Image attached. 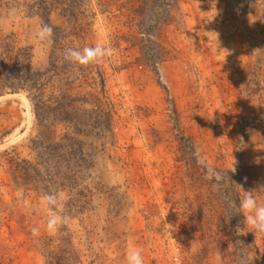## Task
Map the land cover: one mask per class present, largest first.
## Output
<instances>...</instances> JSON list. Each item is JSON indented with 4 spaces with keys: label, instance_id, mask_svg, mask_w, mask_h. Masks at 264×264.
<instances>
[{
    "label": "rangeland",
    "instance_id": "1",
    "mask_svg": "<svg viewBox=\"0 0 264 264\" xmlns=\"http://www.w3.org/2000/svg\"><path fill=\"white\" fill-rule=\"evenodd\" d=\"M98 42L117 55L65 59ZM36 94L60 123L38 125ZM44 126L82 143L74 188L49 183ZM237 185L264 200V0H0V264H126L132 245L144 264H264ZM60 191L49 233L39 202Z\"/></svg>",
    "mask_w": 264,
    "mask_h": 264
},
{
    "label": "clouds",
    "instance_id": "2",
    "mask_svg": "<svg viewBox=\"0 0 264 264\" xmlns=\"http://www.w3.org/2000/svg\"><path fill=\"white\" fill-rule=\"evenodd\" d=\"M53 30L48 25H43L37 31L36 39L41 43H52ZM116 51L104 44L98 42L94 46H85L83 49L68 48L65 51V59L70 63L79 66H88L91 64H97L111 59L116 56ZM199 162V161H198ZM232 172H235V168L232 167ZM214 179L217 182V186L223 181V176L220 173H215L214 176L206 177ZM244 193L243 198L239 203L236 201H229V207L232 209V215H242L244 225H246L255 237L259 236L264 239V200H260L257 195H253L255 190H243L242 185H237ZM68 196L65 192L48 193L41 197L39 202V209L46 212V230L49 233H54L60 226L67 222V217L61 213L64 209V204L67 201ZM230 216V217H231ZM33 236L40 235L39 227H33L31 229ZM238 234H246L247 232L238 231ZM126 264H144L142 257V249L132 245L126 252ZM214 264H224L223 251L218 249L214 255Z\"/></svg>",
    "mask_w": 264,
    "mask_h": 264
},
{
    "label": "trees",
    "instance_id": "3",
    "mask_svg": "<svg viewBox=\"0 0 264 264\" xmlns=\"http://www.w3.org/2000/svg\"><path fill=\"white\" fill-rule=\"evenodd\" d=\"M38 93L41 94L42 92ZM41 96H38L37 98L36 94V101L34 103V115L38 125H41L43 122H45V120L49 121L50 124L60 123L58 122L60 121L58 119V115L61 112L60 103H58L57 99L51 104L44 103L43 95ZM51 109H53L54 112L56 111V116L52 115L49 118L48 112ZM45 129L46 127L44 126L43 129L36 134V137L31 139V142L33 145L35 144L34 149L41 147L46 149L49 148V158L47 161L50 165H54L53 169L57 173L52 178H50L49 183L59 182L60 188L69 187V185L70 187L74 188L79 179L78 176L80 177L81 175L80 171L82 170L80 169L84 167L86 169L87 166L86 164H82V162H77L79 158L84 156V148L82 147V143L73 137L67 136L69 145L64 146L61 144L60 139H58L59 141H56V137L50 138V136L45 135ZM53 148H55L56 151L53 150ZM61 167H63L64 171H61ZM38 173L35 177V183L40 185V183L42 184V180L39 178Z\"/></svg>",
    "mask_w": 264,
    "mask_h": 264
}]
</instances>
